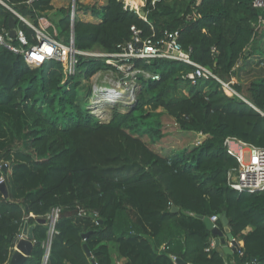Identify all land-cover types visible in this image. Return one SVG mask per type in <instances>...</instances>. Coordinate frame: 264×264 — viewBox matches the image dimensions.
Returning <instances> with one entry per match:
<instances>
[{
	"label": "trees",
	"instance_id": "trees-1",
	"mask_svg": "<svg viewBox=\"0 0 264 264\" xmlns=\"http://www.w3.org/2000/svg\"><path fill=\"white\" fill-rule=\"evenodd\" d=\"M6 1L36 19L62 0ZM254 1L146 0L142 18L120 0L84 7L75 0V14L99 21L71 22L70 8H58L56 32L67 42L72 29L77 50L105 53L131 41V27L142 40L176 32L192 61L229 82L264 30L258 23L264 7H253ZM10 17L0 5V32ZM15 24L33 45L32 30L17 19ZM132 63L159 80L138 77L133 103L125 112L118 110L120 102L111 105L102 121L87 109L91 86L82 82L114 70L103 58L78 56L75 76L66 78L57 61L30 68L0 49V179L7 190V198L0 192V264H9L25 223L34 225V244L22 264H42L53 208L59 215L46 264H112V246L123 264H172L169 255L189 264H225L216 248L209 249L213 237L198 218L222 214L242 242V254H231L236 264H264V191L237 192L227 185V171L238 163L225 146L233 139L264 148V77L245 87L232 84L241 99L225 95L211 79L189 85L181 76L192 67L180 62ZM157 109L179 130L205 139L170 153L153 151L142 137L152 144L162 138ZM216 225L221 228L220 220Z\"/></svg>",
	"mask_w": 264,
	"mask_h": 264
},
{
	"label": "built area",
	"instance_id": "built-area-1",
	"mask_svg": "<svg viewBox=\"0 0 264 264\" xmlns=\"http://www.w3.org/2000/svg\"><path fill=\"white\" fill-rule=\"evenodd\" d=\"M33 0H27L24 4L30 5ZM0 5L7 9L12 17L30 28L33 32L34 44L29 45V41L24 32L15 24V38L8 36V29L0 32V49H3L14 56H19L23 59L30 68L39 67L44 61L54 60L61 64L64 77H73L76 74L77 57L91 56L103 58L106 64L114 68V70L105 71L117 76L112 80L111 84L103 85L91 83V94L89 97L88 110L91 114L102 117L104 107H110L116 103L133 102L135 92L139 87L138 77L145 80H159V76L147 71L135 69L132 60H151V59H166L180 62L192 67V70L186 74H182L181 79L189 85L195 86L199 81L214 80L219 85L225 95L238 94L232 88V82H224L213 72L192 61L189 57V51H185L177 41L176 32H164L163 36L156 38L140 39L138 31L131 27L133 33L131 41L117 46L118 51L113 53L80 51L74 46V38L72 29L69 31L67 42L57 36V32L53 29L51 22L47 16L41 15L36 19H30L29 15L25 16L16 11L6 0H0ZM125 7H129L125 4ZM253 7L262 9L264 7L263 0H255ZM130 8V7H129ZM131 9V8H130ZM132 10V9H131ZM137 12V11H136ZM75 11L71 8L70 19L74 21ZM258 23H264L259 17ZM141 45V46H139ZM101 73V72H99ZM97 73V74H99ZM95 74L94 76H96ZM93 76V77H94ZM230 97V96H229ZM101 110V111H99ZM105 115V114H104ZM106 117V116H105ZM231 141H235L237 153L229 147ZM225 146L228 151L235 157L238 167L227 171V185L237 192H262L264 191V148L252 146L237 140L226 139ZM3 183V179H0ZM83 213V212H82ZM84 214V213H83ZM59 215V208H53L47 215L48 236L45 243L46 253L42 264L47 263V257L50 249L51 238L55 233L54 226ZM94 216L96 214L94 213ZM220 215H212L208 220L214 227H218L216 222L220 219ZM24 238L20 232L17 239ZM233 240L237 243L236 252L241 255L242 242ZM229 247H232L228 242ZM215 248V244L211 241L210 248ZM209 249H206L208 251ZM159 250H164L161 246ZM235 252V253H236ZM172 264H177L179 258L175 255H169ZM189 264V263H186ZM226 264V262H225Z\"/></svg>",
	"mask_w": 264,
	"mask_h": 264
},
{
	"label": "rangeland",
	"instance_id": "rangeland-1",
	"mask_svg": "<svg viewBox=\"0 0 264 264\" xmlns=\"http://www.w3.org/2000/svg\"><path fill=\"white\" fill-rule=\"evenodd\" d=\"M120 1L123 2L124 5L125 4L128 5L131 9L134 3L137 6L139 11L142 10L146 2V0H127V2H125L126 0H120ZM188 1L189 0H171V3L175 2L177 4H180V3L185 4ZM78 2L79 4H81L82 7L91 6V5L100 6L104 4L105 0H78ZM72 7L74 8V11H75V0H62V1L53 3L54 9L53 11L49 12L47 15L49 21L52 24L53 29L58 31V28H57L58 16L56 14V10L58 8H70V11H71ZM75 17L82 21H87V22H98L99 21V19L98 20L93 19L88 13L86 14V13H83L82 11L76 12ZM261 26L263 29L264 24H262ZM64 38L65 37H63L62 39L63 41L65 40ZM254 48H255V52H252L247 59H243L238 64V66L234 69V74L231 78L232 84H238V85H241L242 87H245L248 83L257 81L264 77V30L262 31L261 37L255 40ZM94 51L100 52V53L102 52L99 49H95ZM246 55H248V52ZM116 76H117L116 74L112 75L109 72H101L97 74L96 76L92 77L88 83L82 82V84L85 86H88V85L90 86L91 83H98V84H103V85L108 86L109 84H111L112 80ZM228 95L232 97V94L229 93ZM238 97L243 99L239 95ZM132 103L133 102H127V103L120 102L119 103L120 105L117 106V108L120 112H125V110L128 108L127 106L131 105ZM91 108H94V106H91ZM91 108H89V110ZM102 110L105 111L104 112L105 115L102 114V117L99 118L97 116V118L99 120L104 121L109 118L110 110H109V107L107 106L102 108ZM154 113L158 115L157 123L160 127V132L162 133L163 136L160 140L157 141L158 143L156 144H152L151 140L147 136L142 137V140L146 142L154 151L163 152V151H171V150L172 151L180 150L186 147L189 148L193 144H196L198 142L197 136L195 134H192L193 132H185V131L179 130L174 120L168 117L166 114H164L161 109H157ZM16 146L22 147L23 142L21 141L17 142ZM229 147L232 149V151L237 153L235 141H231ZM163 153H166V152H163ZM112 249H113V252H112L113 263L112 264H117V262L120 261V259H118L116 252L114 251V246H112Z\"/></svg>",
	"mask_w": 264,
	"mask_h": 264
},
{
	"label": "water",
	"instance_id": "water-1",
	"mask_svg": "<svg viewBox=\"0 0 264 264\" xmlns=\"http://www.w3.org/2000/svg\"><path fill=\"white\" fill-rule=\"evenodd\" d=\"M140 17H145V13L143 11H139ZM15 20L13 17L9 18L8 23V36L10 38H15ZM73 33V30H72ZM141 46V45H139ZM3 172H5V169L3 168ZM0 192L3 195L4 198H7V190L6 186L3 183H0ZM172 212H177L178 209L175 207H172ZM199 219L203 220L205 223L206 228L210 231V234L213 237L215 248L217 249V252L220 256H224L225 254H233L236 252L237 249V243L233 240L232 234L230 232L229 223L224 214L220 215V224L221 228L214 227L213 224L206 218L199 216ZM38 224H45V219H38L36 221ZM34 228V225L28 226L26 223L23 226V229L21 231L24 238L18 239V242L13 250V254L11 256V259L9 261V264H22L26 257L30 255L32 246L34 244L33 242V235L32 230ZM87 235H83V238H86ZM230 242L232 247H225V244ZM84 252L88 258L91 257V253L87 246H83ZM92 264H96L94 261L91 262ZM177 264H186L185 261L182 259H178Z\"/></svg>",
	"mask_w": 264,
	"mask_h": 264
},
{
	"label": "crops",
	"instance_id": "crops-1",
	"mask_svg": "<svg viewBox=\"0 0 264 264\" xmlns=\"http://www.w3.org/2000/svg\"><path fill=\"white\" fill-rule=\"evenodd\" d=\"M55 2H58V1H55ZM247 54V53H246ZM248 56V55H247ZM241 65V64H240ZM192 134H195L196 136H197V143L196 144H193L194 146H196V145H198L200 142H202L204 139H205V137L204 136H202V135H200V134H197V133H192ZM228 149V148H227ZM153 150V149H152ZM154 151V150H153ZM155 152H158V153H163V152H172V150L171 151H155ZM231 152V151H230ZM232 153V152H231ZM247 230H250V228H248ZM211 241H213L214 242V240L212 239ZM229 245H228V243L227 244H225V247H228ZM223 259H224V263L226 262V264H236V262H235V260H234V258L231 256V254H225L224 256H223ZM125 262V260L124 259H120V261H118L117 262V264H123Z\"/></svg>",
	"mask_w": 264,
	"mask_h": 264
},
{
	"label": "bare ground",
	"instance_id": "bare-ground-1",
	"mask_svg": "<svg viewBox=\"0 0 264 264\" xmlns=\"http://www.w3.org/2000/svg\"><path fill=\"white\" fill-rule=\"evenodd\" d=\"M125 2H127V0H126ZM130 5H131V4H130ZM132 9L135 10V11L138 10L137 6H136L134 3H133V5H132ZM138 11H139V10H138ZM138 11H137V12H138Z\"/></svg>",
	"mask_w": 264,
	"mask_h": 264
}]
</instances>
